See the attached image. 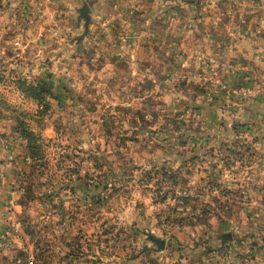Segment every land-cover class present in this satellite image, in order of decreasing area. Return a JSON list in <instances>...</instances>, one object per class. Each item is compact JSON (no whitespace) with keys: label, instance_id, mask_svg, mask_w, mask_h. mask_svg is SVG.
<instances>
[{"label":"rangeland","instance_id":"374dc122","mask_svg":"<svg viewBox=\"0 0 264 264\" xmlns=\"http://www.w3.org/2000/svg\"><path fill=\"white\" fill-rule=\"evenodd\" d=\"M120 1L1 11L0 118L17 151L0 264H264V76L186 59L162 16L153 32L135 23L164 2Z\"/></svg>","mask_w":264,"mask_h":264},{"label":"crops","instance_id":"0c3cea01","mask_svg":"<svg viewBox=\"0 0 264 264\" xmlns=\"http://www.w3.org/2000/svg\"><path fill=\"white\" fill-rule=\"evenodd\" d=\"M43 1L15 0L17 11H14L12 6L9 5L3 7L4 10L0 9V14L1 11H6L18 17L16 14L21 13L24 3L25 6H34L33 9L35 10L37 8L45 10ZM47 1L49 4L55 3L51 2L55 0ZM153 2L154 0H146L145 5L153 4ZM161 2H164V4L157 5L154 3L152 5V13L147 11L146 16L142 14L138 21L135 20L136 25L140 23L141 27L145 26L147 31L153 32L156 17L160 20L162 16L163 23L168 31L178 29L175 35H178V40L183 47V51L180 52L184 53L186 59L194 56L195 59L208 58V60L214 61L219 57L226 56L228 59L227 67L230 63V69L240 70L241 67L242 75L251 78L259 75L264 76V0H197V4L193 3L191 5L187 3V0H161ZM115 3L120 5L121 1L115 0ZM96 4L99 9L101 8V11L108 9L107 6L110 7L109 4H106V0H96ZM113 5L115 4L113 3ZM176 6H178L177 9L174 8ZM116 8L117 6L114 7V9ZM165 16H167L166 20ZM92 22L94 21L92 20L89 23V32H92ZM139 28L140 26L137 27V29ZM118 30L121 31V29ZM113 32L115 41H117L119 37L117 27ZM138 33L139 30L133 36L134 40L131 39L130 46L136 45L138 42L137 39L140 37L137 35ZM255 66L261 67L258 70L259 72L253 69ZM12 90V92H15L14 87ZM2 120L0 118V145L4 142L5 146L0 148V201L7 204L14 202V192L11 188L13 179L11 176L15 174V169L11 167L9 161H6L9 164L6 165L3 160L6 155L11 159L17 149L14 151L9 145L10 137L6 138L3 135L5 131L2 129ZM3 138H6V140L3 141ZM8 213L0 210V224H2L0 226H3L2 215L7 216ZM250 251L254 252L252 249ZM258 255L263 256L264 253L260 252ZM253 263L255 262L250 259L248 263L243 264Z\"/></svg>","mask_w":264,"mask_h":264},{"label":"water","instance_id":"95a60500","mask_svg":"<svg viewBox=\"0 0 264 264\" xmlns=\"http://www.w3.org/2000/svg\"><path fill=\"white\" fill-rule=\"evenodd\" d=\"M80 12L82 13V16L85 19V28L86 31H88L89 29V23L91 21V14H90V5L88 3H85L84 6L80 9ZM148 238L153 241L156 245L158 249H164L166 246V241L165 239L156 236L155 234H153L152 232H147ZM223 237H230L231 238V234H227L224 235Z\"/></svg>","mask_w":264,"mask_h":264},{"label":"trees","instance_id":"16d2710c","mask_svg":"<svg viewBox=\"0 0 264 264\" xmlns=\"http://www.w3.org/2000/svg\"><path fill=\"white\" fill-rule=\"evenodd\" d=\"M81 37V36H80ZM79 37V38H80ZM82 38V37H81ZM26 84L25 83H23V86H22V88H24V86H25ZM27 86V85H26ZM25 90V92L29 95V96H31V97H33V98H36V99H40L41 98V96H42V94L41 93H38L35 89H34V87H32L31 85H28L26 88H24ZM24 132H23V130H22V134H23ZM27 136H30V132H28V131H26L25 132V137H27ZM27 147H28V149H30V151L28 152L29 154H30V158H32V157H36L35 155H36V153L33 151V149H32V147H31V145L29 144V145H27Z\"/></svg>","mask_w":264,"mask_h":264}]
</instances>
